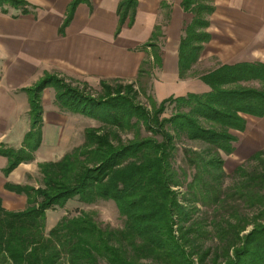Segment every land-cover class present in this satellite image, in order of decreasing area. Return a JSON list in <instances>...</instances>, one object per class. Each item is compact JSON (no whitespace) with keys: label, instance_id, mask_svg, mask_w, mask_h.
<instances>
[{"label":"trees","instance_id":"16d2710c","mask_svg":"<svg viewBox=\"0 0 264 264\" xmlns=\"http://www.w3.org/2000/svg\"><path fill=\"white\" fill-rule=\"evenodd\" d=\"M208 1L180 2L191 19L179 39V79L208 39L201 30L206 26L203 15L211 9ZM78 3L88 0L69 2L61 29ZM26 5L22 0H0L1 11L4 6L20 7L25 14ZM159 5L166 6L163 0ZM134 8L135 0L118 1L114 35L125 21L131 25ZM147 48L152 53L136 70L137 91L131 84L111 88L99 81L103 99L94 100L49 74L24 89L29 129L20 147L0 146L3 177L30 162L40 144L42 89H52L53 103L60 109L104 126L103 131L84 129L83 143L58 161L39 163V186L3 184L4 190L24 197V206L5 210L0 200V264H264V146L243 161L257 160L258 170L247 173L240 163L232 169L228 185L222 184L226 176L219 154L232 153L235 139L228 130H244L240 114L263 116L264 65H220L198 77L209 91L156 102L140 82L149 78L152 66L160 67L156 44L147 41L139 47L149 58ZM250 80L261 88L238 85ZM139 89L146 107L132 100ZM167 106L169 115L161 117ZM115 130L130 132L131 138L122 140ZM183 139L200 148L178 150L177 142ZM178 152L181 165L176 166ZM98 200L114 203L121 227L102 225L80 209ZM64 206L77 214L61 216L44 233L45 212Z\"/></svg>","mask_w":264,"mask_h":264},{"label":"crops","instance_id":"0c3cea01","mask_svg":"<svg viewBox=\"0 0 264 264\" xmlns=\"http://www.w3.org/2000/svg\"><path fill=\"white\" fill-rule=\"evenodd\" d=\"M22 1L27 4L23 6L27 9L25 14L20 12V7L5 6L4 11L0 10L1 145L20 147L22 134L29 127L28 101L22 90L36 82L43 73H59L67 78L91 84L119 78L133 80L139 63L146 55L139 47L152 37L154 24L158 23L159 11L166 14L164 25L168 26L164 41L167 51L161 49L160 55L158 54V69L167 70L165 78L172 76L179 80L177 49L183 29L191 19L190 13L182 11L181 0H163L166 5L163 8L159 5L160 0H135L131 25L127 26L125 21L116 35L115 10L118 0H88V4L78 3L68 24L62 29L65 11L71 0ZM208 5L211 9L203 15L206 26L201 29L208 35V39L201 43L204 47L194 64L209 56L215 58L216 66L213 69L220 65L238 63L264 65V0H209ZM180 15L190 18L186 20L181 31L176 32L182 19ZM181 80L182 95L209 91L198 78ZM50 92V89L44 90L45 101L42 99L41 143L37 153L44 150L49 140L55 141L48 145L51 147L59 143L56 131L52 133L54 138L51 137L45 142L47 132L51 127L55 130L56 125L67 121L64 115L55 112L51 105ZM13 93L14 95H10ZM165 97H159L156 101ZM240 116L243 119L250 117L257 120L252 133L247 131V134L253 135L252 139L249 137L251 134L247 135L248 140L264 141V114L260 118L244 114ZM247 123L245 122L246 125ZM12 127L17 128L12 130ZM244 128L247 130V126ZM12 131H15L16 136H12ZM12 137L14 142L8 139ZM232 146L234 148L235 144ZM4 165L5 159L0 157L1 205H9L16 210L19 207L15 205H22L23 196L5 192L2 186L5 182L21 185L24 164H19L6 177L1 174Z\"/></svg>","mask_w":264,"mask_h":264},{"label":"rangeland","instance_id":"374dc122","mask_svg":"<svg viewBox=\"0 0 264 264\" xmlns=\"http://www.w3.org/2000/svg\"><path fill=\"white\" fill-rule=\"evenodd\" d=\"M11 8H13V7H11ZM180 16H182V15H180ZM166 17L167 16H166V14H164V12L159 11L158 23L154 24V28H153L154 34L148 40L149 42L156 43L157 48L155 49V51H157V53L159 55H160L161 49L166 48V46L164 45L165 36L167 34V31H165V30L167 29L166 27L168 26V24L164 25L166 22ZM189 18L190 17L187 15L182 16V19L177 26L176 32L181 31L184 23ZM156 28H158V29L156 30ZM203 47L204 46H202V48ZM148 52H149V56H148L149 58H146L147 57L146 55L143 58V60L146 59L145 60L146 63L150 60V54L152 53L151 48L148 49ZM193 64L191 66H193ZM191 66L187 70L186 76L184 77V79H186V80L198 78V77L214 70L213 68L216 66V62H215L214 57L208 56V57H206L205 60H203L201 62H197L196 64H194L193 67H191ZM151 69L152 70H151L149 78H142L140 80V82H142L141 85L144 86L146 95L152 97L154 99V101H156L157 98H159V97L182 95V92H183V86L181 84L182 80L180 81V79L179 80L175 79V77H172V76L165 78L166 74H167L166 69L162 70L161 68L158 69L157 67L153 68V66ZM43 74H49L51 76L56 77L57 79L62 80L64 84L69 85V87L75 88L83 96L89 97L90 99H94V100L103 99L102 98V88L98 84L99 82L94 83V84L87 83V82H80V81L72 79V78H67L64 75H60L59 73H58V75H56L54 73H43ZM42 75L40 76V78L42 77ZM135 77L131 81L123 80V79L119 78L118 80L117 79L106 80V83L111 88H114L115 84L116 85H118V84H121V85L131 84L133 87L132 89L137 91V88L139 87V85H138V83L136 84L134 82ZM192 81H194V80H192ZM36 82H34L32 85L28 86L27 88H32ZM246 82H243V81L239 82L238 85L240 87H245V88H253V89H260L261 88V85L257 81L254 82V81L250 80V81H246ZM47 89L48 90L50 89V91H51L49 93V96H50V99H52L51 105L54 106L55 112L57 114L64 115L67 118L66 119L67 121H65L63 124L56 125L55 130L53 127H51L49 132H47V137L45 139V142L47 140H49L51 137H52L51 139L54 138V135L52 133H54L55 131L58 132L57 137H59V143L55 147L48 146V145H51V143H53V144L55 143V141L49 140L46 143L47 145L44 146V148H43L44 150H39V152L37 153V151H36L38 149L37 148L34 151L33 159L30 162L21 163V164H24V170L23 171H25L24 177L21 180V182H22L21 185L26 184V185L33 186V187L39 186L40 185V175L38 173L37 165L39 163H44V162L46 163V162L58 161L65 153L69 152L71 149H73L75 147L80 146L84 141V137H83L84 129H86V128L97 129V130L101 129L100 131H103L102 128L104 125L99 120H96L94 118H90L87 116H83V115L72 114V113H70L66 110L60 109L58 106H56L53 103V91L50 87H46V88L42 89L41 92L38 94V97H39L38 101H39V105L41 107V111H42V103H43L42 99L44 98L43 101H45V96H43V95H45L44 90H47ZM22 91L24 92L25 97H27V101H28V96H27L26 91H24V89ZM138 91H140V89ZM10 95H14V93L10 94ZM132 95H131V97H132ZM132 100H133V102H135L141 106H144V107L147 106L146 98L141 94V91L138 92V94L136 95V98H133ZM156 102H158V101H156ZM28 110H29V105H28ZM169 113H170V107L167 106L166 109L164 110V112L161 114V117H167L169 115ZM27 114H28V112H27ZM28 119H29V116H28ZM244 119H245V122H248L247 125L244 124L245 126H247V130H246V128H244V130L241 132L235 131V130H228V133L231 134L233 136V138L235 139L234 142L232 143V145L235 144V147H234L232 153H230L229 155H225L221 152L219 153L221 159L223 160V172L226 176L225 179H222V181H223L222 184H224V185H228L231 183L232 169L236 165L242 163L243 170H245L247 173H250L252 171L254 172V171L258 170V166H260V164L257 160L243 162L246 159V157H248V155H250L252 152H254L253 150L260 148L264 144V141H256V140L255 141L254 140L249 141L253 137V135L251 133L256 128L257 120H254L250 117H245ZM41 125H42V112L40 115V123H39L40 143H41V131H42ZM16 128L17 127H12V130H15ZM104 129H106V126ZM248 130L251 133L247 134ZM12 134H13L12 136H16L15 131H12ZM24 134L25 133L22 134L21 141L23 139ZM141 134L147 135V133L145 134L143 132H141ZM244 134H246V135H244ZM249 134H251V135L249 136L250 139L248 140L247 135H249ZM116 135L121 136L122 140H128L131 138L130 132L120 133V132L116 131ZM8 139L9 140L11 139V142H14L13 137L8 138ZM56 139H58V138H56ZM247 142L249 144L250 143L251 144L249 145ZM0 146L6 147V146L1 145V144H0ZM177 147H178V150L182 149V147L187 148V149H189V148L190 149H196V150L200 148L199 143L187 141L185 139H183L181 141L179 140V142H177ZM14 149H16V148H14ZM260 159L263 161L264 157H260ZM174 163L176 166L181 165L179 152L174 158ZM26 173H29V175L26 176ZM2 188H3V186H2ZM179 190H181V189H179ZM4 191L8 192L6 190H4ZM22 198L24 200V197H22ZM15 206L19 207L18 209L23 208L24 201H23L21 206H18V204H16ZM3 208L5 210H15V209H11L12 206H9V205H8V207L3 205ZM18 209H16V210H18ZM80 209L85 211V212L91 213L93 219L95 221H97L98 223H101L102 225H107L111 228H119L122 225V218L117 214L115 205L112 201H100V200H98V201L94 202L93 204L82 205L80 207ZM76 214H77V212L74 211V209H72V208H68V206H64V208H55L54 210H47L44 214L45 215L44 233H46L47 230L51 226H53L55 224V222L61 216H63V215L73 216Z\"/></svg>","mask_w":264,"mask_h":264}]
</instances>
